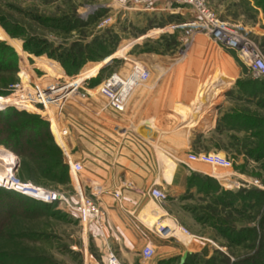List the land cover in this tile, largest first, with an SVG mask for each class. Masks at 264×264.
<instances>
[{"label":"rangeland","instance_id":"rangeland-1","mask_svg":"<svg viewBox=\"0 0 264 264\" xmlns=\"http://www.w3.org/2000/svg\"><path fill=\"white\" fill-rule=\"evenodd\" d=\"M207 3L218 18L237 23L241 32L264 48V0ZM149 5L153 8L128 0H0V44L10 47L0 49V153L8 159L6 169L0 164V172L7 175L13 170L24 180L34 175L39 179L36 184L61 189L75 200L69 177L50 181L36 176L28 162L27 168H20L25 157L14 156L1 143L16 140L3 120L38 116L47 122L63 160L66 148L77 159L84 149L78 137V110L99 93L100 79L110 71L121 72L127 54L143 58L150 76L182 56L187 47V22L192 16L177 12L185 15L180 18L164 9L177 5L172 0H153ZM160 55L168 57L166 63L157 61ZM237 63L244 74L236 81L239 100L230 115L236 120L214 140L200 144L205 150H199L225 156L229 166L197 161L214 174L227 171L232 181L221 185L212 178L194 180L206 199L194 208V216L212 236L213 247L215 243L225 246L226 253L211 251L214 263L210 264H264V82L251 79L247 67ZM218 71L224 72L223 68ZM33 96L43 101L44 108L32 103ZM18 100L32 104L31 109L15 104ZM6 105L14 111L4 112ZM63 109L72 126L64 121ZM22 110L27 113H19ZM52 120L65 135L64 145L51 129ZM70 140L71 147L66 144ZM33 202L0 187V252L10 254V258L2 256L0 264H85V235L76 213L63 203Z\"/></svg>","mask_w":264,"mask_h":264},{"label":"crops","instance_id":"crops-1","mask_svg":"<svg viewBox=\"0 0 264 264\" xmlns=\"http://www.w3.org/2000/svg\"><path fill=\"white\" fill-rule=\"evenodd\" d=\"M150 3L145 8H153ZM175 7L164 9L193 17L183 6ZM123 58L125 67L114 70L121 75L134 61L147 67L141 57ZM167 58L160 55L157 61L166 63ZM238 61L243 63L234 49L196 31L182 56L133 88L122 111L106 106L101 93L80 106L78 137L84 149L77 154L79 177L86 194L88 183L100 186L96 198L91 196L104 208L101 225L90 222L85 230V264H106L108 249L120 264H203L212 250L226 253L225 246H212V236L194 216V208L206 201L194 180L212 178L224 185L232 179L227 171L214 174L186 154L205 150L200 144L211 142L236 120L230 115L239 100L236 81L244 74ZM246 75L254 78L250 71ZM72 143L66 142L69 147ZM153 186L166 197L152 196ZM146 218L152 219L151 226ZM170 222L186 236L161 234L160 227L169 229ZM144 244L152 248L149 257L141 254Z\"/></svg>","mask_w":264,"mask_h":264},{"label":"built area","instance_id":"built-area-1","mask_svg":"<svg viewBox=\"0 0 264 264\" xmlns=\"http://www.w3.org/2000/svg\"><path fill=\"white\" fill-rule=\"evenodd\" d=\"M135 6H143L152 0H128ZM179 6H183L193 14L190 21L187 22L189 38L196 31H202L215 42L236 51L239 59L246 65L248 70L254 77L264 78V48L253 40L247 33L241 32L237 23L228 19H220L213 9L208 5L207 0H172ZM108 18L102 19L105 22ZM149 74L148 68L139 61H134L126 75H121L117 71H110L107 75L100 79L97 84V92L105 97V105L116 111H122L126 101L133 90L139 83L143 82ZM38 95V92L35 96ZM33 96L30 100L38 107L44 108L42 100H37ZM46 101L50 103V98L46 97ZM49 122V119L47 117ZM64 161L67 164V174L73 186L75 200L68 197L65 192L58 188H51L36 184L31 180L19 178L13 170L10 174L0 172V187L8 190L16 191L20 194L29 196L33 199L52 202L59 201L67 208L73 210L78 221L81 224L82 232L90 222L101 225L104 217V208L95 199L100 186L97 183H88L87 188L89 194H86L84 185L79 177L82 164L79 160L71 158L67 152L63 151ZM186 158L191 161L205 162L210 165L221 167L229 166L230 161L217 152H189ZM149 193L159 199L165 198V192L150 187ZM93 195L95 198H93ZM167 229V227H161ZM160 232V231H159ZM162 234V232H160ZM85 249V247H84ZM143 257H149L152 254V248L144 244L141 248ZM106 264H120L114 252L110 249L106 251Z\"/></svg>","mask_w":264,"mask_h":264},{"label":"trees","instance_id":"trees-1","mask_svg":"<svg viewBox=\"0 0 264 264\" xmlns=\"http://www.w3.org/2000/svg\"><path fill=\"white\" fill-rule=\"evenodd\" d=\"M5 48L8 49L10 47L7 48L6 44H2V45L0 44V49H5ZM251 79L264 82V78L254 77ZM15 104H17L20 107L27 108V109H31V105H32L29 102L23 103L19 100L15 102ZM4 109H5L4 112L7 110L14 111L13 107H10L9 105H6ZM19 113H27V112L22 110ZM32 116H33L32 117L33 119L18 120L16 122H13L11 120L13 118L15 119L16 116H12V118L5 117L4 118L5 120L3 121L6 123H9L8 125L10 128H12V131H13L14 136L16 137V140L15 139L14 141L11 140V142L3 141L1 143L3 144V146L9 149L14 156H16L17 154L18 156L25 157L26 161L24 160L19 163V166L21 169L27 168L26 165L30 164L36 176L41 177L42 179L50 180V181H61V178L62 179L68 178L67 164L63 160V156H62V152L60 148L54 142H52V139L48 133L47 122L45 120H42L36 115H32ZM51 129L53 133L55 134L57 141L61 143L62 145H64L63 139L65 135L62 134V131L60 127H58V124L56 121H53V120L51 121ZM27 178L30 179L34 183L39 182V179L35 178L34 175L33 176L29 175L27 176ZM18 194L29 200H32V202L35 201L33 202L34 204L41 203L43 205V204H52L54 202L61 203L57 200L52 201V202H44V201L33 199L29 196H26L20 193ZM261 218L263 221L264 220V210L261 213ZM260 239H261V236H259L258 242ZM231 241L236 242L233 238H231ZM2 256L3 257L8 256V258H10V254L0 252V259L3 258ZM221 262L224 263L223 260H221ZM210 263H214V260L210 259L209 257L207 261H205L203 264H210ZM238 263L239 261L236 262V264Z\"/></svg>","mask_w":264,"mask_h":264},{"label":"bare ground","instance_id":"bare-ground-1","mask_svg":"<svg viewBox=\"0 0 264 264\" xmlns=\"http://www.w3.org/2000/svg\"><path fill=\"white\" fill-rule=\"evenodd\" d=\"M49 120H50V117H49ZM7 161H8V159L6 158V156L0 153V162H1L0 164L2 165L1 166L2 168H4V169L7 168V165H8ZM145 222H146V224L148 226H151L153 224V221L150 218H146ZM160 232H162V234L164 233L166 235H169V234H173L174 235L175 234V235L180 236V237L181 236H183V237L186 236V234H184L180 230V228H177L176 225L171 223V222L169 223V229L167 228V229H162L161 230V227H160Z\"/></svg>","mask_w":264,"mask_h":264},{"label":"water","instance_id":"water-1","mask_svg":"<svg viewBox=\"0 0 264 264\" xmlns=\"http://www.w3.org/2000/svg\"><path fill=\"white\" fill-rule=\"evenodd\" d=\"M108 59H109V58H107L106 60H104V62L107 61ZM104 62H103V63H104ZM184 256H185V252H183V253L180 255L179 260L182 261L183 258H184Z\"/></svg>","mask_w":264,"mask_h":264}]
</instances>
